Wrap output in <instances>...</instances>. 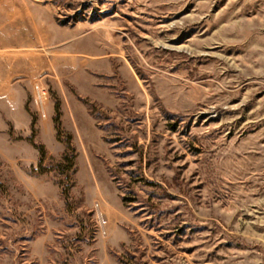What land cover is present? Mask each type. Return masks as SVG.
Instances as JSON below:
<instances>
[{
    "label": "rangeland",
    "instance_id": "374dc122",
    "mask_svg": "<svg viewBox=\"0 0 264 264\" xmlns=\"http://www.w3.org/2000/svg\"><path fill=\"white\" fill-rule=\"evenodd\" d=\"M11 34L0 264H264V0H0Z\"/></svg>",
    "mask_w": 264,
    "mask_h": 264
},
{
    "label": "built area",
    "instance_id": "2783aa9c",
    "mask_svg": "<svg viewBox=\"0 0 264 264\" xmlns=\"http://www.w3.org/2000/svg\"><path fill=\"white\" fill-rule=\"evenodd\" d=\"M32 97L36 106V110L42 119L48 117V102L50 91L48 86L43 82H35L32 85Z\"/></svg>",
    "mask_w": 264,
    "mask_h": 264
},
{
    "label": "crops",
    "instance_id": "0c3cea01",
    "mask_svg": "<svg viewBox=\"0 0 264 264\" xmlns=\"http://www.w3.org/2000/svg\"><path fill=\"white\" fill-rule=\"evenodd\" d=\"M4 14L6 16L8 14V18L11 20V21H9V27L7 29L10 31L14 30V24L16 23L14 16H16V14L14 12L8 11V10L4 11ZM10 37H12V34ZM17 45H18V41L16 40V37L14 35L10 39H4V40L0 41V47H1V49H4V50L16 49ZM3 55H2V59L5 63L13 61L12 57L7 56V54H5L4 56ZM8 72H10V70H2V73L4 75H6V73H8ZM21 103H24V96H22ZM10 119H13V118L10 117Z\"/></svg>",
    "mask_w": 264,
    "mask_h": 264
},
{
    "label": "trees",
    "instance_id": "16d2710c",
    "mask_svg": "<svg viewBox=\"0 0 264 264\" xmlns=\"http://www.w3.org/2000/svg\"><path fill=\"white\" fill-rule=\"evenodd\" d=\"M56 113H57V118L55 119L56 125H57V128H60V122H59L60 108L58 105L56 106ZM39 148H41V160L40 161L42 162L43 158L46 155V152L43 149V147H41L40 145H39ZM62 160L65 161V167L64 168L67 171H72V172L75 171V169H74V167H75V155L74 154L70 155L69 152H65L62 155Z\"/></svg>",
    "mask_w": 264,
    "mask_h": 264
}]
</instances>
